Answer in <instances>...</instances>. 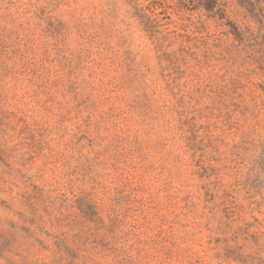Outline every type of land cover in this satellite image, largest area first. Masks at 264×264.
<instances>
[{
    "label": "rangeland",
    "instance_id": "1",
    "mask_svg": "<svg viewBox=\"0 0 264 264\" xmlns=\"http://www.w3.org/2000/svg\"><path fill=\"white\" fill-rule=\"evenodd\" d=\"M241 1L0 0V264H264Z\"/></svg>",
    "mask_w": 264,
    "mask_h": 264
},
{
    "label": "trees",
    "instance_id": "2",
    "mask_svg": "<svg viewBox=\"0 0 264 264\" xmlns=\"http://www.w3.org/2000/svg\"><path fill=\"white\" fill-rule=\"evenodd\" d=\"M259 3V11L260 13L257 16H261L264 19V0H257ZM241 4L246 7L249 5L250 8L248 10L251 13H254V6L248 0H242ZM198 7H203L211 17L215 18L217 21H225L231 22L227 20L226 16V6L224 4H220L218 0H198ZM254 16V14H253Z\"/></svg>",
    "mask_w": 264,
    "mask_h": 264
}]
</instances>
